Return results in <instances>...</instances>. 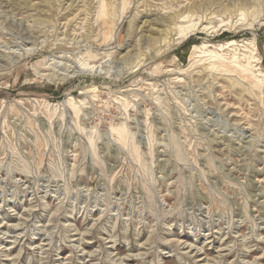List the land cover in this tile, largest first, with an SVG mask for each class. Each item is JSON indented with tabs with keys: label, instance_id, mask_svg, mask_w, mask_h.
I'll list each match as a JSON object with an SVG mask.
<instances>
[{
	"label": "rangeland",
	"instance_id": "1",
	"mask_svg": "<svg viewBox=\"0 0 264 264\" xmlns=\"http://www.w3.org/2000/svg\"><path fill=\"white\" fill-rule=\"evenodd\" d=\"M0 264H264V0H0Z\"/></svg>",
	"mask_w": 264,
	"mask_h": 264
},
{
	"label": "bare ground",
	"instance_id": "2",
	"mask_svg": "<svg viewBox=\"0 0 264 264\" xmlns=\"http://www.w3.org/2000/svg\"><path fill=\"white\" fill-rule=\"evenodd\" d=\"M104 22H105V20H104ZM108 22V21H107ZM106 22V23H107ZM108 25V24H107ZM115 132H117V134L119 135V137L122 139V140H124L125 138H126V136L125 137H123V135H124V130L123 129H121V130H119V129H116V131ZM126 135V134H125ZM119 139V138H118ZM120 139V140H121ZM152 140V139H151ZM125 142V141H124ZM124 144H126V143H124Z\"/></svg>",
	"mask_w": 264,
	"mask_h": 264
}]
</instances>
